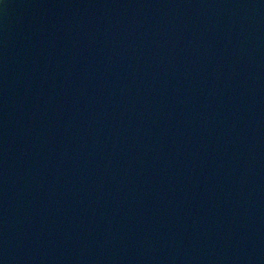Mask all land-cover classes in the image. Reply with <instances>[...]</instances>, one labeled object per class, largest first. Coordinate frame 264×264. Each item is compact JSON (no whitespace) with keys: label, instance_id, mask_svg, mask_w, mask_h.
Instances as JSON below:
<instances>
[{"label":"water","instance_id":"1","mask_svg":"<svg viewBox=\"0 0 264 264\" xmlns=\"http://www.w3.org/2000/svg\"><path fill=\"white\" fill-rule=\"evenodd\" d=\"M0 264H264V0H0Z\"/></svg>","mask_w":264,"mask_h":264}]
</instances>
